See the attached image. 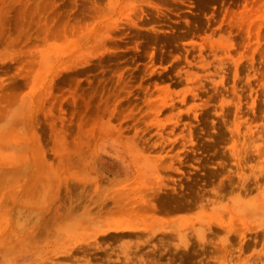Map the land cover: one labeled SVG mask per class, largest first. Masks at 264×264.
Wrapping results in <instances>:
<instances>
[{
    "label": "rangeland",
    "instance_id": "obj_1",
    "mask_svg": "<svg viewBox=\"0 0 264 264\" xmlns=\"http://www.w3.org/2000/svg\"><path fill=\"white\" fill-rule=\"evenodd\" d=\"M9 1L0 264H264V0Z\"/></svg>",
    "mask_w": 264,
    "mask_h": 264
},
{
    "label": "bare ground",
    "instance_id": "obj_2",
    "mask_svg": "<svg viewBox=\"0 0 264 264\" xmlns=\"http://www.w3.org/2000/svg\"><path fill=\"white\" fill-rule=\"evenodd\" d=\"M11 1H12V0H10L9 2H11ZM13 1H14V0H13ZM6 2H7V1H6ZM11 3H13V2H11ZM2 4H3L2 6L4 7V9H6V8H8V7H11V6L8 5L9 3L6 4V3L4 2V3H2ZM5 4H6V5H5ZM4 5H5L6 7H5ZM7 5H8V6H7ZM11 5H13V4H11ZM0 8H1V7H0ZM12 8H13V6H12ZM8 10H10V9H8ZM8 10L6 9L5 11H8ZM0 11H3V13L6 14V13L4 12L3 8H2V10L0 9ZM9 12H10V11H9ZM9 12H7V14H8ZM23 12L25 13L24 10H23ZM1 13H2V12H0V15H2ZM23 15H24V14H23ZM23 15H22V17H24ZM25 17H26V16H25ZM25 17L22 18V19H25ZM1 19H2V18H1ZM26 19H27V18H26ZM26 19H25V20H26ZM3 20H4V19H3ZM5 20H6V19H5ZM27 20H28V19H27ZM6 21H7V20H6ZM19 21H20V20H19ZM22 23H23V22H22ZM24 23H25V22H24ZM24 23H23V24H24ZM23 24H21V25L24 26L25 24H24V25H23ZM30 25H31V24H30ZM2 27H3V26H2V24H1V27H0L1 30H3ZM1 30H0V32H1ZM4 30H5V29H4ZM2 33H3V31H2ZM0 34H1V33H0ZM19 34H20V33H19ZM21 35H22V33H21ZM21 35H19L18 38H20ZM22 36H23V35H22ZM9 37H10V38H13V37H11V36H9ZM12 41H13V42H14V41L17 42V39H16V40L13 39V40H11V42L9 41L8 43H9L10 46L8 45V47H11V45H12V44H11ZM16 42H15L14 44H17ZM6 44H7V43H6ZM5 46H7V45H5ZM14 46H15V45H14ZM14 46L12 45V47H14ZM3 49H4V47H3ZM8 49H9V48H8ZM10 49H12V51H13V48H10ZM1 50H2V49H1ZM1 50H0V51H1ZM2 51H3V50H2ZM2 51H1V52H2ZM14 52H15V50H14ZM8 53H9V52H8ZM53 53H54V52H53ZM54 54H55V53H54ZM54 54L52 55L53 57H54ZM3 56H4V55H2V57H3ZM8 57H9V56H8ZM53 57H52V58H53ZM50 58H51V57H50ZM50 58H49V59H50ZM49 59L47 58L48 61H50ZM70 59H71V58H70ZM52 61H54V60H52ZM52 61H51V62H52ZM55 61H56V60H55ZM68 61H69V59H68ZM43 62H44V61H43ZM54 63H55V62H54ZM54 63H53V64H54ZM39 64H42V61H41V63L39 62ZM51 64H52V63H51ZM53 64H52V66H53ZM43 65H46V64L43 63ZM39 68H40V66H39ZM43 68H45V67H43ZM43 68H42V70H43ZM46 68H50V67H48V62H47ZM47 70H49V69H46V71H47ZM44 71H45V70H44ZM40 72H41V71H40ZM47 72H48V71H47ZM52 72H53V70H52ZM42 74H44V72H43ZM51 75H52V74H51ZM51 75H49V76L51 77ZM38 76H39V74H38ZM43 76H44V75H42V77H43ZM45 76H46V74H45ZM33 78H34V77H33ZM32 80H33V79H32ZM46 80H47V79H46ZM48 80H49V79H48ZM40 81H41V80H40ZM43 81H44V80H42V82H43ZM44 83H45V82H44ZM46 84H47V83H46ZM47 85H48V84H47ZM49 85H50V84H49ZM44 88H45V87H44ZM49 88H50V86H49ZM47 91H48V90H47ZM44 92H45V91H44ZM44 92H43V93H44ZM47 93H48V92H47ZM43 95H44V94H43ZM26 96H27V95H26ZM28 97H29V95H28ZM40 97H41V96H40ZM40 97L37 96L38 99H39ZM43 98H45V97H43ZM23 99H24L23 102L25 101V103L28 104V103H27V100H25V97H24ZM42 100H44V99H42ZM37 102H38V101H37ZM25 103L23 104V105H24V108H25V106H26ZM39 103H40V104H41V103L44 104V102H40V101H39ZM31 104H32V103H31ZM23 105H22L20 108H22ZM28 105H29V104H28ZM33 105H34V104H33ZM38 105H39V104H38ZM41 106H42V105H41ZM28 107H29V106H28ZM20 108H18V109H19L18 111H20ZM24 108H23V109H24ZM29 110H30V108H28V111H29ZM21 111H22L23 113H22ZM21 111H20V112H21V113H20L21 115H22V114H25L24 112H26V111H23L22 109H21ZM34 112H35V111H34ZM15 113L17 114L18 112H15ZM27 113H28V112H27ZM45 113H47V112H45ZM45 113H44V114H45ZM16 114H15V117L17 116ZM30 115H31V114H30ZM22 116H23V115H22ZM22 116H20V118H21ZM23 117H26V116H23ZM36 117H37V116H36ZM52 117H54V116H52ZM16 118H18V117H16ZM28 118H29V117H28ZM31 118H33V117H31ZM52 119H53V118H52ZM54 120H55V118H54ZM54 120H53V121H54ZM33 121H34V120H33ZM51 122H52V120H51ZM52 130H53V129H52ZM52 132H53V131H52ZM38 142H39V140H38ZM147 173H148V172H147ZM263 195H264V194H263ZM263 195H262V197H263ZM249 203L251 204V202H249ZM249 203H248V205H250ZM263 203H264V201H263ZM263 203H262V204H263ZM254 205H255V204H254ZM254 205H253V206H254ZM255 206H256V205H255ZM249 207L253 208V207H252V204H251V206H249ZM251 208H250V209H251ZM246 211H247V213L249 212L248 210H246ZM249 213H250V212H249ZM250 218H251V217H250ZM256 220H257V219H256ZM261 220H262V219H261ZM260 223H261V222H260ZM252 224H253V223H252ZM178 234H179V233H178ZM180 234H181V233H180ZM183 234H184V233H183ZM179 236H181V235H179ZM182 237H183V236H182ZM182 237H181V238H182ZM179 238H180V237H179Z\"/></svg>",
    "mask_w": 264,
    "mask_h": 264
}]
</instances>
